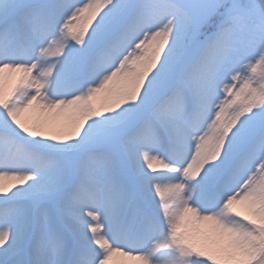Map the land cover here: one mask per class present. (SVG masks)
Listing matches in <instances>:
<instances>
[{"label": "snow or ice", "instance_id": "1", "mask_svg": "<svg viewBox=\"0 0 264 264\" xmlns=\"http://www.w3.org/2000/svg\"><path fill=\"white\" fill-rule=\"evenodd\" d=\"M0 264H264V0H0Z\"/></svg>", "mask_w": 264, "mask_h": 264}]
</instances>
